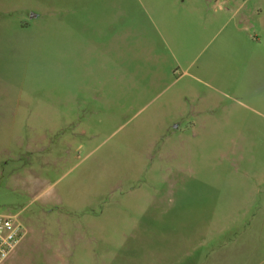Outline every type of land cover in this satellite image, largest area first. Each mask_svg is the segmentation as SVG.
Here are the masks:
<instances>
[{
  "label": "rangeland",
  "instance_id": "rangeland-1",
  "mask_svg": "<svg viewBox=\"0 0 264 264\" xmlns=\"http://www.w3.org/2000/svg\"><path fill=\"white\" fill-rule=\"evenodd\" d=\"M0 214V264H264V0H0Z\"/></svg>",
  "mask_w": 264,
  "mask_h": 264
},
{
  "label": "built area",
  "instance_id": "built-area-1",
  "mask_svg": "<svg viewBox=\"0 0 264 264\" xmlns=\"http://www.w3.org/2000/svg\"><path fill=\"white\" fill-rule=\"evenodd\" d=\"M26 233L17 216L0 214V263L7 261L15 253Z\"/></svg>",
  "mask_w": 264,
  "mask_h": 264
},
{
  "label": "water",
  "instance_id": "water-1",
  "mask_svg": "<svg viewBox=\"0 0 264 264\" xmlns=\"http://www.w3.org/2000/svg\"><path fill=\"white\" fill-rule=\"evenodd\" d=\"M33 17H36V15H33Z\"/></svg>",
  "mask_w": 264,
  "mask_h": 264
}]
</instances>
